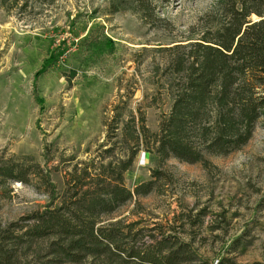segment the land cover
I'll return each mask as SVG.
<instances>
[{
  "label": "rangeland",
  "instance_id": "rangeland-1",
  "mask_svg": "<svg viewBox=\"0 0 264 264\" xmlns=\"http://www.w3.org/2000/svg\"><path fill=\"white\" fill-rule=\"evenodd\" d=\"M241 1L0 0V162L27 173L25 183H0V264H55L49 241L23 235L49 203L48 182L58 206L74 192L75 166L124 157L140 119L157 133L172 103L171 62L187 57V43L219 38ZM152 147L139 146L123 183L132 193L151 180L155 188L99 225L117 223L125 248L166 238L178 264H264V118L241 150L206 156L209 171L159 162ZM116 253L113 264L139 263Z\"/></svg>",
  "mask_w": 264,
  "mask_h": 264
},
{
  "label": "trees",
  "instance_id": "trees-1",
  "mask_svg": "<svg viewBox=\"0 0 264 264\" xmlns=\"http://www.w3.org/2000/svg\"><path fill=\"white\" fill-rule=\"evenodd\" d=\"M260 1L235 2L232 20L216 32L219 38L203 37L184 45L189 50L187 57L178 56L171 62L175 75L170 87L172 103L157 133H151L140 119L128 134L131 146L124 157L106 163L92 160L82 163L79 170L75 166L66 182L74 192L58 206H53L56 193L47 181L45 192L50 200L41 212L28 217L23 233L27 242L49 241L55 264L101 256L106 264H113L116 252L124 254L123 263L129 259H138V264L179 263L178 249L169 247L166 238L153 247L125 248L117 223L99 225L100 219L133 194L144 196L155 188L154 180L139 184L133 193L124 186L123 175L130 170L139 146L151 143L159 162L175 158L200 163L209 171L214 166L206 156L230 155L251 139L256 122L264 118V1ZM252 14L260 20L251 21ZM4 161L0 162V183L9 179L27 182L25 171L12 160ZM160 175L152 171L153 178Z\"/></svg>",
  "mask_w": 264,
  "mask_h": 264
}]
</instances>
